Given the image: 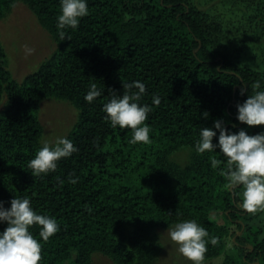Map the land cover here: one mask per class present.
<instances>
[{
  "label": "trees",
  "instance_id": "16d2710c",
  "mask_svg": "<svg viewBox=\"0 0 264 264\" xmlns=\"http://www.w3.org/2000/svg\"><path fill=\"white\" fill-rule=\"evenodd\" d=\"M16 1L35 13L56 45L18 82L0 41V200L10 207L13 196H28L35 210L57 218L60 230L48 241L32 226L43 245L40 264H92L96 251L115 264H155L161 249L155 229L193 218L219 238L209 241L205 258L224 250L235 224L237 253L221 264H264V237L249 222L253 213L238 203L243 186H229L218 171L227 158L219 149L199 154L194 147L200 128L216 119L233 131H261L237 120V103L254 94L256 81L264 88V70L221 50L220 20L196 0H88L89 14L61 40L60 0H0V18ZM256 3L264 13V0ZM135 80L146 84L141 103L161 97L146 121L150 144L130 143V127L113 128L104 119L112 90L122 94L123 82ZM92 82L104 93L89 103ZM44 98L66 99L77 109L66 136L79 151L61 158L55 171L33 176L28 161L43 146L38 111ZM180 147L191 150L184 167L168 160ZM211 156L221 165L213 168ZM70 176L79 180L73 184ZM217 210L222 222L210 218Z\"/></svg>",
  "mask_w": 264,
  "mask_h": 264
},
{
  "label": "clouds",
  "instance_id": "9594fccd",
  "mask_svg": "<svg viewBox=\"0 0 264 264\" xmlns=\"http://www.w3.org/2000/svg\"><path fill=\"white\" fill-rule=\"evenodd\" d=\"M89 14L88 0H60V12L57 16V29L61 40L66 36V28L76 29L80 18ZM25 55L35 51L34 47L24 44ZM123 82V81H122ZM254 94L248 95L243 102L237 103V120L247 125L264 124V88L261 82L254 84ZM122 94L112 90L111 98L103 103L106 113L104 119L110 121L113 128L130 127L132 136L130 143H152V131L148 120L153 105H159L161 97L153 94L152 104L141 103L146 92V84L140 80L123 82ZM136 89V90H133ZM104 88L95 82L90 83L85 99L91 103L102 96ZM244 90L242 89L241 95ZM208 111L203 113L207 117ZM213 127H202L195 141V151L199 154L219 151L227 158L224 167L219 168L220 174L227 179L232 187L243 186L242 200L239 205L248 212L255 214L264 210V130L249 134L241 127L233 131L226 127L223 119H216ZM217 129L219 130L217 134ZM214 142L213 138L217 137ZM79 148L67 136H59L55 142L44 141L35 156L28 161V168L33 176H43L57 169L61 158L71 156ZM213 168L222 161L215 156L210 157ZM60 184L64 181L57 177ZM75 184L79 177L70 176ZM0 222H6V227L0 230V264H40L42 259V242L34 235L32 226H39V237L43 241L60 230V223L55 216L38 212L32 206L28 196H13L10 207H5V201L0 200ZM170 238L176 242L180 253L192 261V264H203L209 241L215 245L218 237L210 235L208 229L196 219H182L168 228Z\"/></svg>",
  "mask_w": 264,
  "mask_h": 264
},
{
  "label": "rangeland",
  "instance_id": "374dc122",
  "mask_svg": "<svg viewBox=\"0 0 264 264\" xmlns=\"http://www.w3.org/2000/svg\"><path fill=\"white\" fill-rule=\"evenodd\" d=\"M196 1L205 12L220 20L221 50L242 65L264 70V13L256 3L258 0ZM0 41L7 54L8 69L18 82L34 71L56 47L50 32L22 1L14 2L8 13L0 18ZM24 44L34 47L35 51L25 55ZM38 117L42 125L41 143L55 142L57 137L66 136L72 129L77 120V109L66 99L44 98L39 103ZM246 126L264 130V124ZM190 155V148L180 147L169 155L168 160L184 167L189 163ZM210 218L218 222L224 220L219 210L211 212ZM249 222L259 226L260 235L264 237V210L253 214ZM171 225L155 229L161 245L155 264H192L171 240L168 230ZM229 229L224 250L212 258H205L203 264H221L226 255L237 253L233 241L240 231L235 224ZM91 260L92 264H115L110 257L97 251L92 253Z\"/></svg>",
  "mask_w": 264,
  "mask_h": 264
}]
</instances>
